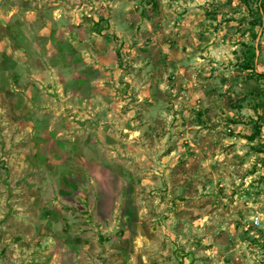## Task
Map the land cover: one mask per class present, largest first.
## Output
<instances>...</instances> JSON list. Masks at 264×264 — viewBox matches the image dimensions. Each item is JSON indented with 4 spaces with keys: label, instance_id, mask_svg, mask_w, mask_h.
I'll return each mask as SVG.
<instances>
[{
    "label": "rangeland",
    "instance_id": "rangeland-1",
    "mask_svg": "<svg viewBox=\"0 0 264 264\" xmlns=\"http://www.w3.org/2000/svg\"><path fill=\"white\" fill-rule=\"evenodd\" d=\"M262 14L0 0V264H264Z\"/></svg>",
    "mask_w": 264,
    "mask_h": 264
},
{
    "label": "trees",
    "instance_id": "trees-1",
    "mask_svg": "<svg viewBox=\"0 0 264 264\" xmlns=\"http://www.w3.org/2000/svg\"><path fill=\"white\" fill-rule=\"evenodd\" d=\"M260 22H261L260 26L263 27L264 26V14H262V16H260ZM251 65H252V68L254 69V67H255V70H256V66H255V64L253 62H252ZM257 73H258L259 76L264 77V71H259ZM249 138L251 139L252 136H250Z\"/></svg>",
    "mask_w": 264,
    "mask_h": 264
},
{
    "label": "built area",
    "instance_id": "built-area-1",
    "mask_svg": "<svg viewBox=\"0 0 264 264\" xmlns=\"http://www.w3.org/2000/svg\"><path fill=\"white\" fill-rule=\"evenodd\" d=\"M258 221H259V218L257 216H255V217L252 218V222L253 223L257 224Z\"/></svg>",
    "mask_w": 264,
    "mask_h": 264
}]
</instances>
